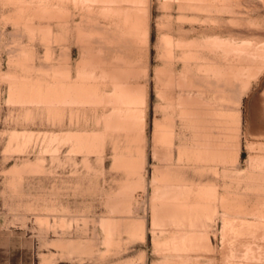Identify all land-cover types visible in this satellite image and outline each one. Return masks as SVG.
<instances>
[{"label": "rangeland", "instance_id": "obj_1", "mask_svg": "<svg viewBox=\"0 0 264 264\" xmlns=\"http://www.w3.org/2000/svg\"><path fill=\"white\" fill-rule=\"evenodd\" d=\"M0 264H264V0H0Z\"/></svg>", "mask_w": 264, "mask_h": 264}]
</instances>
